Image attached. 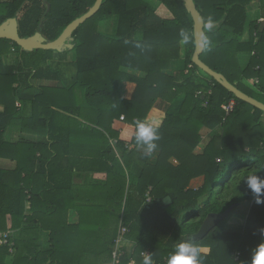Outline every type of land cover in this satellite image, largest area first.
I'll return each instance as SVG.
<instances>
[{"label":"trees","instance_id":"16d2710c","mask_svg":"<svg viewBox=\"0 0 264 264\" xmlns=\"http://www.w3.org/2000/svg\"><path fill=\"white\" fill-rule=\"evenodd\" d=\"M25 1L0 3V25L22 12L20 37L40 32L48 42L58 39L96 2L48 0V8L42 0H31L24 8ZM156 1L172 19L159 17L147 0H104L100 11L72 36L76 76L56 96L35 82L60 80V70L50 62L54 56L66 61L68 51L27 53L14 42L0 40L1 57L12 49L19 53L16 64L3 66L0 73V95L8 98L0 101L5 106L0 115V157L6 158L5 149H13L16 156L10 160L17 164L11 177L0 170V232H11L9 244L0 246V264H82L75 262L80 256L73 251L78 239L85 238L86 249L95 243L102 250L93 254L112 261L119 226L127 229L123 239L133 248L123 251L115 264H143L145 253L151 254L152 264H167L169 254L185 241L209 249L201 252L203 264H250L252 251L264 242L258 234L264 227V204L255 203L246 184L248 175L264 179V112L239 100L193 63L195 23L184 1ZM253 1L261 9L262 22L249 24ZM194 2L206 24L209 18L217 24L205 28L201 60L264 103V0ZM111 18L117 20L113 36L98 30L100 21ZM248 26L250 39L243 41ZM181 31L189 37L187 43ZM182 44L187 47L184 69L170 76L167 71L180 60ZM244 53L250 59L242 68L238 56ZM124 82L136 84L131 100L122 97ZM76 89L84 91L83 100H78ZM17 100L22 103L18 112ZM157 101L168 110L157 128L158 147L146 156L135 143V122L148 124ZM232 101L234 110L227 115L223 106ZM27 105L33 113L22 119ZM10 126L40 139L22 137L16 145L6 144L4 134ZM86 142L99 148L87 149ZM74 157H83L81 164L70 162ZM76 168L108 177L88 188L92 195L79 211L80 222L69 225L68 212L75 207L67 204L74 201L72 191L84 189L73 184ZM201 177L204 184L190 188ZM166 197L172 200L169 206L163 203ZM245 204L250 208L243 231L226 232L229 218ZM228 209L230 215L205 239L194 241L210 214ZM111 217L115 231L109 230ZM42 233L49 236L47 251L40 250Z\"/></svg>","mask_w":264,"mask_h":264},{"label":"crops","instance_id":"0c3cea01","mask_svg":"<svg viewBox=\"0 0 264 264\" xmlns=\"http://www.w3.org/2000/svg\"><path fill=\"white\" fill-rule=\"evenodd\" d=\"M4 1H6V0H0V3L4 2ZM30 1L31 0H26L24 2L23 7L25 8L27 5H29ZM42 3L44 5H46L48 8H50V3L48 0H42ZM258 6H259L258 2L253 1L252 5L249 8V24L252 21H256V20H258L259 22H262V20L260 19L261 9L258 8ZM154 8L156 9L157 15L159 17H161L162 19H168L169 20V19L173 18V15L171 14V12L164 5L159 4L157 7H154ZM21 14H22V12L19 13L16 18L19 19ZM111 19L114 20L115 31H116L117 20L115 18H111ZM108 20L109 19H105V20H102L101 22L105 24V23H107ZM106 26H108V25L106 24ZM101 33H103V32H101ZM103 34H105V33H103ZM110 36H112V35H110ZM249 39H250V30H249V26H248V30H247L244 38H243V41H248ZM71 44H73V43H71ZM4 48L6 49L7 47L4 46ZM74 48H75V45H74ZM74 48L67 50L68 53L71 51H74ZM186 53H187V47L185 44H182L181 45V58L179 61H176L173 63L170 70L167 71L168 75L177 76L179 73H181L183 71ZM240 56L238 57L240 65H245V67H246L249 60L243 61V58ZM18 57H19V53L15 49H12L8 54L3 55L2 57L0 56V73L2 71L3 66L7 67V66L15 65ZM67 59H68V55H67ZM75 59H76V55H75ZM74 61L66 60V61L60 62L59 57L54 56L53 60L50 62V65H52L53 69H59L60 70V80H58V81L38 80L35 82V86L39 87V88L52 89L53 96H56L57 93H61V90L70 87L72 85L74 79H75L76 68H75ZM128 72L131 74H136V76H141V73H134L132 71H128ZM26 75H27V73H25V75L22 77L24 80L23 83H26V81H27ZM15 87L17 88L18 84H16ZM22 87H23V85H20V88H22ZM135 90H136V84L135 83L124 82L123 83V89H122V97L125 100H131L134 93H135ZM25 98H26V96H25ZM6 99H8L6 95H4V96L0 95V101H5ZM15 104H16L15 109L18 112L22 107V103L20 102V100H17ZM167 110H168L167 104H164L161 101H157L154 108L149 113V115L146 119V122L148 124L153 125L156 128L161 127L164 120H165ZM4 111H5V106L0 104V115H2L4 113ZM32 111H33V109L30 108L29 105H27L24 113H22V119H27L30 116V114L33 113ZM74 118L78 119L80 122L86 123L85 120H82L78 117H74ZM25 123L27 124V122H25ZM73 127L75 129L74 125H73ZM22 137L23 138L25 137L29 140L34 138L33 136H31L29 134H24L22 131V127L10 126L4 134V142L6 144H9V145H16L21 141ZM34 139L38 141L40 138L37 137ZM113 144H114V142H113ZM85 145H87L86 148L90 149V150H96L97 148H99V147H97L96 149H93V146L91 147V144H89L87 142ZM4 154H5L6 158L0 157V170L8 173L11 177V174L15 171L17 164L15 161L10 160V158L15 157L16 154H15V151H13V149H5ZM80 158L82 161L83 157H79V158L74 157V158H72V161H70V162L74 163L75 165H79V164H81ZM87 161H88L87 158H85L82 162L83 165H86ZM66 164H67V162H66ZM73 175H74L73 176L74 186L76 185L79 187H83L84 189H83V192H80V193H77L76 189L74 191H72V193L76 194V195L75 194L73 195V198H74L73 202H70L69 199H71V197H70V195H68L69 203H67V204L69 206L75 205V207H70V210L68 212L67 220H68L69 225H77L80 222L79 211L83 210L84 207L87 206L86 204H84V202L86 203V201H85L86 197L92 195V192L88 188L92 187L91 185L106 181L107 177H108L106 173H90L87 170H84V168H79V170L77 168L74 169ZM203 184H204V177H201V178L193 180L190 184V188L198 189ZM99 199L102 200V196ZM249 208H250L249 204L242 205L239 209L240 211H238L239 212V218L237 220H235V223H230L229 228H225V231L229 232V233H241L244 229V224L241 226H239V224L244 221V218H243L244 216H246V218H247ZM28 209L29 208H26V211ZM246 218H245V220H246ZM86 220L91 221L89 218H86ZM87 223H89V222H87ZM109 230L110 231L116 230L115 219L112 217L109 220ZM118 231H120V226H119ZM0 233H2V232H0ZM6 233L10 234L11 232H6ZM41 239H42V247L40 250L41 251L49 250L50 245H49L48 234L42 233ZM79 240H80V243H78L79 246L76 247L73 251L74 254H76V256L77 255L80 256L79 257L80 261L76 260L75 261L76 263L81 262L82 264H115L114 260L106 262L103 258H97L96 254L95 255L93 254V253L98 252V250H102V247H98L94 243L93 248L90 246V248L88 247V249H86L87 244H84V243H85V241H88V239H86V238L83 240L78 239V241ZM93 242H94V239H93ZM74 243H75V241H74ZM121 247H122V251H127V253H128L133 248V245L131 243L126 242L123 239V241L121 242ZM123 248H124V250H123ZM82 250H84V252H82ZM202 252L208 253L209 249L204 248V249H202ZM73 257H75V255H73Z\"/></svg>","mask_w":264,"mask_h":264},{"label":"water","instance_id":"95a60500","mask_svg":"<svg viewBox=\"0 0 264 264\" xmlns=\"http://www.w3.org/2000/svg\"><path fill=\"white\" fill-rule=\"evenodd\" d=\"M183 1L185 8L187 9L188 13L192 15L195 23L196 51L192 59L193 63L207 75L212 77L218 84L222 85L226 90L235 95L239 100L244 101L264 112V103L239 90L237 87L231 84L224 75L215 72L201 60V55L206 48L204 41L205 28H214L217 26V24H211V26H209L205 23L201 13L197 9L194 0ZM103 2L104 0H96L94 6L86 14L69 24L60 37L55 41L48 42L40 32L29 38H21L19 34V22L16 17L10 18L0 25V40L14 42L21 48L22 51L27 53H31L36 50L57 51L60 53L65 52L74 48V45L71 44L73 41L72 36L80 26L85 24L100 11ZM163 203L166 206H169L172 203V200L170 197H166L163 200ZM231 210L232 209H228L221 214H210L203 222L199 232L193 236L194 241L205 239L221 222H223L230 215Z\"/></svg>","mask_w":264,"mask_h":264},{"label":"clouds","instance_id":"9594fccd","mask_svg":"<svg viewBox=\"0 0 264 264\" xmlns=\"http://www.w3.org/2000/svg\"><path fill=\"white\" fill-rule=\"evenodd\" d=\"M211 18L208 20V25L211 26ZM181 36L187 43L189 37L181 31ZM135 143L143 150L144 155H151L158 147L156 141L160 139L158 130L151 124H146L143 121H136ZM248 189L255 194V203L257 205L264 204V179L258 175H248L246 177ZM258 234L264 241V227L258 229ZM202 249L193 242H180L175 250L169 254L167 264H203L201 255ZM143 264H152L151 254L145 253ZM250 264H264V242H261L251 253Z\"/></svg>","mask_w":264,"mask_h":264},{"label":"rangeland","instance_id":"374dc122","mask_svg":"<svg viewBox=\"0 0 264 264\" xmlns=\"http://www.w3.org/2000/svg\"><path fill=\"white\" fill-rule=\"evenodd\" d=\"M147 2H149L150 3V5H152V6H154V7H157L159 4H158V1H156V0H147ZM258 8H259V6H258ZM106 24L108 25V26H106ZM98 30L100 31V32H103V33H105L106 35H115V23H114V20L113 19H109L108 21H107V23H102L101 21H100V23H98ZM75 55H76V52L75 51H71V52H69L68 53V61H74L75 60ZM241 55V56H240ZM239 56L240 57H242L243 58V61L244 60H249V55L248 54H240ZM238 56V57H239ZM242 66V68H245V65H241ZM71 85V84H70ZM247 86L249 87V88H252V86L250 85V84H247ZM77 93V95H79L78 96V100L79 99H81V100H83L84 98V91L83 90H78V89H76L75 90ZM253 92L255 93L256 91L255 90H253ZM81 93V94H80ZM202 148H203V146H201L197 151H201L202 150ZM240 209V208H239ZM238 211H240V210H238ZM236 212L234 215H232L230 218H229V220H228V222L225 224V228H229V225H230V223H235V220H237L238 218H239V212ZM244 218V221L242 222V223H240L239 224V226H241V225H243L244 223H245V218H246V216H244L243 217ZM240 229V228H239Z\"/></svg>","mask_w":264,"mask_h":264},{"label":"built area","instance_id":"2783aa9c","mask_svg":"<svg viewBox=\"0 0 264 264\" xmlns=\"http://www.w3.org/2000/svg\"><path fill=\"white\" fill-rule=\"evenodd\" d=\"M200 94H201V92L199 93V95ZM208 94L211 95V92H209ZM234 107H235V103L232 101L228 105L223 106V109L225 110L226 114L229 115L230 113L233 112ZM121 120H124V116L121 117ZM148 202H151V198L150 197L148 198ZM126 231H127L126 228H123L122 226L120 227L118 238L116 240V247H115V250L113 252L114 262L117 260V258L119 256H121L123 254L122 247H121V242L123 241V234ZM9 236H10L9 233H0V246L9 244Z\"/></svg>","mask_w":264,"mask_h":264}]
</instances>
